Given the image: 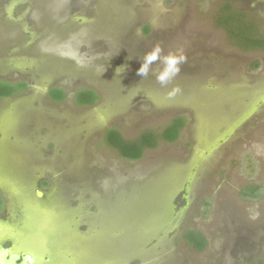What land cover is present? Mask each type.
<instances>
[{"label":"rangeland","instance_id":"obj_1","mask_svg":"<svg viewBox=\"0 0 264 264\" xmlns=\"http://www.w3.org/2000/svg\"><path fill=\"white\" fill-rule=\"evenodd\" d=\"M226 4L264 34V0H0V82L27 86L0 100V242L37 264H264V50L218 25ZM156 45L187 57L166 87L158 61L137 75ZM178 117L140 160L105 142Z\"/></svg>","mask_w":264,"mask_h":264},{"label":"trees","instance_id":"obj_2","mask_svg":"<svg viewBox=\"0 0 264 264\" xmlns=\"http://www.w3.org/2000/svg\"><path fill=\"white\" fill-rule=\"evenodd\" d=\"M243 12L235 11L231 5L222 7L217 23L229 33L231 40L244 51L264 50V34L257 24L247 18ZM24 83L0 82V100L26 89ZM50 97L56 102H63L67 94L60 87L49 91ZM100 99L99 93L93 89H85L77 93L76 101L81 106H93ZM187 121L184 117L175 118L161 133L145 132L138 139L130 141L125 139L116 129H110L105 135L106 144L114 149L118 155L126 160H140L147 149L156 148L160 142L173 143L177 141L185 129ZM184 238L197 249L204 247L205 241L193 232L184 234Z\"/></svg>","mask_w":264,"mask_h":264},{"label":"clouds","instance_id":"obj_3","mask_svg":"<svg viewBox=\"0 0 264 264\" xmlns=\"http://www.w3.org/2000/svg\"><path fill=\"white\" fill-rule=\"evenodd\" d=\"M163 49L156 45L153 49L144 55L141 67L137 75L147 77L152 71L155 62L162 66L155 71L157 82L162 86H168L181 72V65L186 63L187 57L180 51L169 52L167 55L162 54ZM180 91L179 87L174 88L169 95L174 96Z\"/></svg>","mask_w":264,"mask_h":264},{"label":"flooded vegetation","instance_id":"obj_4","mask_svg":"<svg viewBox=\"0 0 264 264\" xmlns=\"http://www.w3.org/2000/svg\"><path fill=\"white\" fill-rule=\"evenodd\" d=\"M17 94H19V92H16V94L4 97L2 99H11L15 97ZM6 205H7V201H6L5 195L2 192H0V219L1 220L7 217L6 213L4 212ZM14 257H17V259H13ZM27 258L33 259V262L31 263L29 260H26ZM46 260H48V258L44 257V261ZM1 261H4L5 263H9V264H23L24 261L26 262L25 264H37V258L32 252L26 249L17 250L13 242L10 240H4L0 242V264H3V262Z\"/></svg>","mask_w":264,"mask_h":264},{"label":"water","instance_id":"obj_5","mask_svg":"<svg viewBox=\"0 0 264 264\" xmlns=\"http://www.w3.org/2000/svg\"><path fill=\"white\" fill-rule=\"evenodd\" d=\"M39 196H42L41 193H39ZM13 259H17V257H14ZM26 260H29L31 263L33 262V259H30V258H27ZM3 262V264H9V263H5L4 261H1ZM26 262L24 261L23 264H25Z\"/></svg>","mask_w":264,"mask_h":264}]
</instances>
